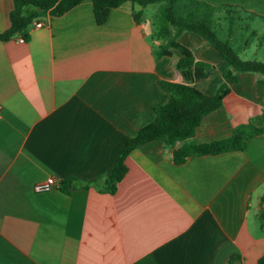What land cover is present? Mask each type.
Wrapping results in <instances>:
<instances>
[{
	"label": "crops",
	"instance_id": "0c3cea01",
	"mask_svg": "<svg viewBox=\"0 0 264 264\" xmlns=\"http://www.w3.org/2000/svg\"><path fill=\"white\" fill-rule=\"evenodd\" d=\"M204 1L217 6V34L241 58L264 61V0ZM13 5L0 0V32ZM148 6L141 22L133 15L141 6L126 2L98 24L84 0L31 25L24 41L0 40V264H254L264 255V133L243 150L179 164L152 140L128 154L115 193L99 189L102 179L81 186L103 176L168 101L159 81L184 82L175 67L182 53L159 54L157 10ZM238 17L256 37L242 41L246 57L234 45ZM178 40L213 65L192 83L213 94L229 62L198 33ZM230 88L197 127V142L229 137L264 110V74L242 72ZM50 175L76 186L36 192Z\"/></svg>",
	"mask_w": 264,
	"mask_h": 264
},
{
	"label": "trees",
	"instance_id": "16d2710c",
	"mask_svg": "<svg viewBox=\"0 0 264 264\" xmlns=\"http://www.w3.org/2000/svg\"><path fill=\"white\" fill-rule=\"evenodd\" d=\"M84 0H13L10 12V26L0 32V40H8L14 36L29 37V27L35 20L47 15L60 16L80 4ZM93 12L98 24L106 22L111 9L126 2L136 3L141 9L133 11L134 18L141 22L144 8L157 5L154 16L155 35L162 40L159 50L161 55H171L172 49L181 51V58L175 67L182 73L184 82L160 80L161 86L169 94L166 103L155 108L154 119L140 128L138 133L129 138L115 163L99 178L82 181L81 186H98L102 179V191L115 193L118 183L128 171L126 157L135 148L160 139L172 149L175 163H183L190 155L217 154L229 150H243L253 136L264 133V110L261 114L246 123L236 125L229 137L197 142L195 134L202 119L210 112L223 105L229 94L231 84L238 80L242 72L264 74V61L243 59L235 51L229 40L221 39L216 30L217 6L204 0H91ZM226 7H234L227 5ZM233 19L229 20V32ZM195 32L203 36L229 62L224 80L217 86L213 94H206L192 83L206 77L213 65L196 60L191 49L178 40L183 32ZM74 178L62 180L59 187L69 191L75 187ZM259 218L264 221V210ZM254 264H264V255Z\"/></svg>",
	"mask_w": 264,
	"mask_h": 264
},
{
	"label": "rangeland",
	"instance_id": "374dc122",
	"mask_svg": "<svg viewBox=\"0 0 264 264\" xmlns=\"http://www.w3.org/2000/svg\"><path fill=\"white\" fill-rule=\"evenodd\" d=\"M157 10V5L156 4H151L148 6V13H155ZM248 22V19H243V18H236V23H237V29L235 31V37H234V45L236 50L241 53L242 57H246L245 50L242 47V41L248 37L250 38V41L256 40V37L250 35L251 33H246L244 29L240 28L242 24H245ZM249 23V22H248ZM251 27H254V23L250 22ZM243 26V25H242ZM250 30V29H249ZM219 37L221 39H224L226 37L224 32L218 33ZM262 38H264V34L260 35Z\"/></svg>",
	"mask_w": 264,
	"mask_h": 264
},
{
	"label": "built area",
	"instance_id": "2783aa9c",
	"mask_svg": "<svg viewBox=\"0 0 264 264\" xmlns=\"http://www.w3.org/2000/svg\"><path fill=\"white\" fill-rule=\"evenodd\" d=\"M33 27H42L45 25V22L42 19H39V20H35L32 24H31ZM18 39L20 41H24V37L23 36H18ZM59 186V182H57V179L55 178V176L53 175H50L48 177H46L44 180H41L39 182H37L35 185H34V190L36 192H44V191H49L51 189H53L54 187H57Z\"/></svg>",
	"mask_w": 264,
	"mask_h": 264
},
{
	"label": "water",
	"instance_id": "95a60500",
	"mask_svg": "<svg viewBox=\"0 0 264 264\" xmlns=\"http://www.w3.org/2000/svg\"><path fill=\"white\" fill-rule=\"evenodd\" d=\"M235 264H243V263L241 262L240 259H237V260L235 261Z\"/></svg>",
	"mask_w": 264,
	"mask_h": 264
}]
</instances>
